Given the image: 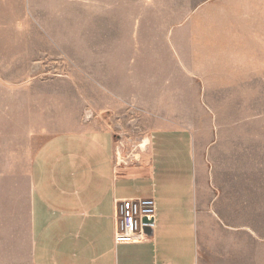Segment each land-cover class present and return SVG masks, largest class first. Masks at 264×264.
<instances>
[{
  "label": "rangeland",
  "instance_id": "rangeland-1",
  "mask_svg": "<svg viewBox=\"0 0 264 264\" xmlns=\"http://www.w3.org/2000/svg\"><path fill=\"white\" fill-rule=\"evenodd\" d=\"M86 1L0 0V264H30L32 258L40 180L36 168L31 172L35 152L54 135L82 131L94 116L76 96L75 79L84 80L86 67L69 49L86 42ZM135 7L141 27L127 51L134 47L143 65L126 70H136V93L146 108L127 98V114L116 123L102 114L104 124L115 126L116 154L139 161L150 138L152 154L166 158L165 169L184 179L192 170L190 134L156 130L189 127L206 135L208 169L248 173L254 187L262 186L264 0H138ZM54 10L78 18H49ZM48 22L50 33L43 27ZM93 69L101 79L102 68ZM182 77L189 78V98L146 97L176 94ZM127 81L126 95L133 83ZM162 102L166 111L156 108Z\"/></svg>",
  "mask_w": 264,
  "mask_h": 264
},
{
  "label": "crops",
  "instance_id": "crops-1",
  "mask_svg": "<svg viewBox=\"0 0 264 264\" xmlns=\"http://www.w3.org/2000/svg\"><path fill=\"white\" fill-rule=\"evenodd\" d=\"M137 1H86L85 14L91 22L86 42L75 41L69 49L70 57L86 67L84 80L75 79L76 96L86 100L94 116L82 131L54 135L34 154L31 172L36 168L39 173V206L36 234L32 222L29 262L264 264V174L262 186L254 187L251 174H239L236 170L211 171L203 149L206 135L189 127L156 130L190 134L192 170L184 179L165 169L166 158L152 154L150 138L146 143L147 152L139 161L126 162L116 154L115 126L110 128L104 124L102 114H111L112 122L116 123L117 116L127 114V98L146 108L142 96L136 93L141 81L136 70L133 75L126 70L143 65L134 47L127 51L136 42L137 29L141 27L142 12L135 7ZM48 17L75 20L78 13L54 10ZM43 27L50 33L52 23H43ZM93 67L102 68L101 79L95 80L98 72ZM127 80L133 81V93L128 95ZM83 81L87 83L85 86L81 85ZM176 84V94L146 97L189 98V78L182 77ZM150 86H154L153 80ZM204 88L209 91L212 87L206 84ZM156 106L166 111L161 107L163 102ZM167 112L175 114L173 110ZM128 199L152 207L154 227L145 240L116 245L114 202Z\"/></svg>",
  "mask_w": 264,
  "mask_h": 264
},
{
  "label": "built area",
  "instance_id": "built-area-1",
  "mask_svg": "<svg viewBox=\"0 0 264 264\" xmlns=\"http://www.w3.org/2000/svg\"><path fill=\"white\" fill-rule=\"evenodd\" d=\"M153 217L152 207L139 200H116L113 210V241L118 244H130L148 238L145 229L153 230L154 223L143 219Z\"/></svg>",
  "mask_w": 264,
  "mask_h": 264
},
{
  "label": "water",
  "instance_id": "water-1",
  "mask_svg": "<svg viewBox=\"0 0 264 264\" xmlns=\"http://www.w3.org/2000/svg\"><path fill=\"white\" fill-rule=\"evenodd\" d=\"M143 221H144V222H147V223H151V224L154 223V219H153V217H150V218L145 217V218L143 219ZM145 231H146V234H147L148 236H151V234H152V230H151V229L146 228Z\"/></svg>",
  "mask_w": 264,
  "mask_h": 264
},
{
  "label": "bare ground",
  "instance_id": "bare-ground-1",
  "mask_svg": "<svg viewBox=\"0 0 264 264\" xmlns=\"http://www.w3.org/2000/svg\"><path fill=\"white\" fill-rule=\"evenodd\" d=\"M119 160H121V159H119Z\"/></svg>",
  "mask_w": 264,
  "mask_h": 264
}]
</instances>
